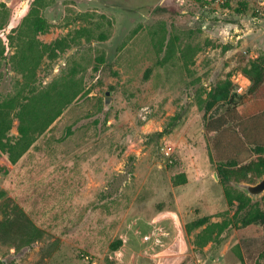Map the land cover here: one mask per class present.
<instances>
[{"label": "rangeland", "instance_id": "obj_1", "mask_svg": "<svg viewBox=\"0 0 264 264\" xmlns=\"http://www.w3.org/2000/svg\"><path fill=\"white\" fill-rule=\"evenodd\" d=\"M261 2L0 0L3 96L77 90L0 173V222L18 206L41 233L27 245L0 239V264H264L263 226H242L256 206L238 213L217 175L264 145V84L240 104L243 68L264 61ZM228 84L234 103L212 104ZM222 115L223 130L207 132ZM263 176L231 190L249 197L241 185Z\"/></svg>", "mask_w": 264, "mask_h": 264}, {"label": "trees", "instance_id": "obj_2", "mask_svg": "<svg viewBox=\"0 0 264 264\" xmlns=\"http://www.w3.org/2000/svg\"><path fill=\"white\" fill-rule=\"evenodd\" d=\"M40 20V19H39ZM36 21L35 28L36 31H43V22ZM61 42H58V44ZM49 46H44L48 48ZM32 52L33 47H29ZM24 59L27 60V56L24 55ZM243 74L248 77L251 82L248 95H244L240 98V104L249 103L255 94H258L262 90L264 84V61L260 59L251 60L250 63L243 68ZM27 85L23 86V90L16 92L15 94L8 95L6 97L0 92V173L7 175L12 171L14 165L23 157V155L30 149L31 145L35 141V135L38 136L42 134L61 114V102L69 105L76 96L77 90H75L74 85H71L72 89L66 88V93L63 91H58L59 100L54 97L53 92L56 94L55 85H51L50 89L43 92H36L35 90L28 91L27 95H24V91L27 89ZM232 89V84L228 86H221L210 96L212 98V104L218 101H226L229 104L234 103L233 96H230ZM71 90V92L69 91ZM57 99V100H56ZM211 104V105H212ZM50 108V112L47 114L46 109ZM44 108V109H43ZM264 111V107L262 108ZM19 122L17 137H12L10 131L13 128L14 121ZM227 116H219L217 118L209 119L206 124L207 132H221L223 128L227 125ZM214 150L217 152L218 160L222 161L229 157H225L223 150V145L221 140L216 137L213 141ZM257 159L248 165H243L238 167L236 161L232 162L233 167L226 168V166H220L217 169V175L222 181L225 187V194L230 205H233L237 201V212L241 213L246 211L248 207L253 205L256 206L253 213L243 221L242 226L248 227L251 224H260L264 228V197L261 202H254L251 198L247 197L243 192L239 191L237 193L232 192V187L230 183L240 182L242 179H246L248 174L255 173L258 177L264 174V145H257L255 148ZM224 162V161H223ZM236 166L238 167L236 169ZM235 200V201H234ZM12 203V201H10ZM260 204L263 205L260 206ZM10 208L7 207V209ZM17 210V211H16ZM11 213L5 217L4 220L0 222V239L13 240L12 243L15 246L19 244H32L36 242L35 240L40 238L41 233L39 229L30 221V218L25 214V212L18 206H14ZM206 219L201 220V224L205 223ZM23 235V237H16L17 235ZM16 241L17 244H16ZM118 243L116 246H120Z\"/></svg>", "mask_w": 264, "mask_h": 264}, {"label": "water", "instance_id": "obj_3", "mask_svg": "<svg viewBox=\"0 0 264 264\" xmlns=\"http://www.w3.org/2000/svg\"><path fill=\"white\" fill-rule=\"evenodd\" d=\"M110 92L108 91L106 95H109ZM110 99L107 98L105 101L106 105L110 104ZM216 177V175H215ZM241 188L246 192V194L252 199H259L264 196V176L258 181L256 184H242ZM5 262V261H4Z\"/></svg>", "mask_w": 264, "mask_h": 264}, {"label": "built area", "instance_id": "obj_4", "mask_svg": "<svg viewBox=\"0 0 264 264\" xmlns=\"http://www.w3.org/2000/svg\"><path fill=\"white\" fill-rule=\"evenodd\" d=\"M214 2L218 5H223V4H227V3H230L231 0H214ZM261 6H263V9H264V2H261Z\"/></svg>", "mask_w": 264, "mask_h": 264}]
</instances>
